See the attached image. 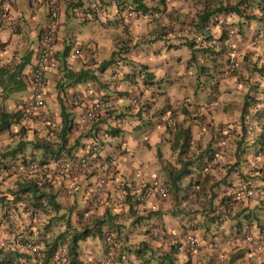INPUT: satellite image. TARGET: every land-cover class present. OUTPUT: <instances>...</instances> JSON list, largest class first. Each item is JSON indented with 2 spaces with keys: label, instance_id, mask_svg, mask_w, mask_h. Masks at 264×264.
I'll use <instances>...</instances> for the list:
<instances>
[{
  "label": "crops",
  "instance_id": "1",
  "mask_svg": "<svg viewBox=\"0 0 264 264\" xmlns=\"http://www.w3.org/2000/svg\"><path fill=\"white\" fill-rule=\"evenodd\" d=\"M72 1L74 0H58L60 19L53 46L54 55L51 59L50 67L46 72L47 95L45 110L50 113V117L46 121L32 119L23 123H14L0 131V153L1 151L9 150L15 145H25V152L32 151L36 154L41 153L42 155H47V152H42L43 146H41V143L44 139H48L51 148H53L55 142H57L58 137L56 135L62 125L60 105L63 103L65 111L71 114L73 122L77 121L84 111L87 99L81 97L78 101H74V94L77 90L82 89V87L87 84H96L99 87V90L103 93V89L100 87V82H103L107 85L106 88H111L110 90H114L117 93L120 102L119 107L115 108L118 112H115L117 118L113 122L116 123V121L123 118V125L126 128L125 131H120L119 136L112 137V144L113 139L118 141V138H120L126 141V148L128 149L127 153L121 154L119 157L118 171L115 177L124 180L126 179L134 184H137L140 181L143 174L147 176L146 178L153 179L160 174L159 171L161 167V164L157 161V156L155 157L154 151L157 142L160 141L164 132L161 117H157L159 121L155 124L149 121L147 128L144 129V139H142V143H140L137 135H132L136 132V129L140 128L139 122L141 117L136 111V109L139 108L131 104H126V102L130 100L128 97L129 87L137 84L143 86L144 84H140V79L143 80V76H147L148 72L145 74L142 73L140 78L133 75H129L128 77L124 76V80H122V83L119 84L118 88H114L111 83L108 84L107 77L109 74L106 72H102L103 77L101 80L98 79L97 75L96 78L81 83H73L70 77L64 76V71L62 70L64 66L62 65L61 58L66 40L62 39L60 29L67 21V14L69 13L71 16L70 7L74 5L72 4ZM30 5V0H12L8 9L5 11L2 22L0 23V66L7 63L18 62L23 56L30 54V62L24 66L22 72V78L25 82H27L28 74L31 71L32 57L37 50V41L40 37L41 28L45 25L47 20L45 4L43 5L41 3L36 10H32ZM68 6L70 7L68 8ZM108 8L98 14L100 15L99 19L101 21L105 20L111 22L121 15L115 12L114 7L109 6ZM9 23L13 24V30L8 28L7 25ZM109 24L110 23H106L103 26H109ZM111 46L112 49H114L113 43L108 44L109 52ZM70 58H72L70 61L67 62L66 60V67L69 69H86V71L92 72V69L96 67L95 61L97 60L86 62L87 57L84 54L81 56L71 55ZM154 71L155 74L160 72V80L171 79V77L166 76V73L159 71V68ZM174 72L172 73L174 74ZM183 72L184 71L178 70L177 73L174 74V78H172V83H170L167 88H160L161 91L166 93L156 96V93H160V89H155V99H151L150 101H156L159 106L164 105L163 98L167 95V97H169L167 103L174 104V101L183 102L184 100L181 99V97H178V94H183L185 89L187 93H189L188 79L186 78L187 82L182 86L179 85L178 88L175 85V81L179 77L178 73ZM148 92V90L143 88V97L141 99L146 97L144 95L148 94ZM21 93L22 91L13 94L7 97L6 100L0 98V106L4 104L5 110L10 112L14 111L15 99ZM123 97H126L127 99L121 102ZM149 107H154V103L145 108L147 112L139 109L141 116L144 115L149 119L152 117L148 112ZM168 108L170 107H165V112L167 113H169ZM133 109H135V115H132L131 118L123 117L124 113H130ZM154 110L157 111L156 109ZM110 120L111 118L108 117L102 119L100 123L94 125L92 132L98 131L104 133L103 130L106 126L113 124ZM90 133V127L86 128L79 126L72 128L65 141L66 148H70L72 151L82 148L89 140L88 136ZM112 144L105 147V152H109L113 148ZM141 144L146 145V151H141L139 157L143 160L147 158L150 162H153V168L151 171L146 168V164H142V160H139L138 154L135 153V148L138 149L143 147ZM176 153L177 148L174 149V156ZM141 154H144L145 157L143 158ZM9 157L10 156H7L5 159H8ZM205 158L206 157L203 158L202 162ZM223 160L224 159L222 158L221 164H223ZM223 169L226 170V167ZM214 172L216 173V171ZM92 173L93 169L88 171L85 179L81 180V177L79 178L80 186L83 187L84 184L93 177ZM229 173L232 174L233 171H230ZM223 175L224 173H222L221 176L223 177ZM219 177L220 174H217V177L215 176L216 179ZM231 177L235 178V175ZM216 179H210L205 187ZM206 190L208 191L209 187ZM215 195L217 197L214 198L213 201L217 204L211 205L209 192L202 195L191 193L187 198L179 199L181 200L178 204L180 211H178L177 208H174L175 211L177 210V213H174V215L172 214V211L175 204L166 202L170 204L166 205L164 202L157 200L156 197L151 198V201L146 204L135 205L132 208V211H135V213L128 211V214L131 215V218L139 217V220L136 223L117 225L115 228H110L118 240V249L116 252L117 260L115 261V264H168L167 261L169 262V260H172V264H217L218 259L216 254H221L219 248L220 251L223 252L222 255L230 259L231 263L227 264H264V252H255L253 250L252 252H246L244 250L246 249V242L249 234L264 235V228H261L262 231L260 229V225H264V215H260L261 218L259 222L256 218L253 217L255 220L252 218L253 212L258 210V207L255 204L256 201L254 199L248 200L247 198L235 200L228 195V191L226 192L222 189L216 191ZM152 202L158 204L157 206L160 209V213L149 214L151 213L149 212V205ZM118 210L123 211L124 208ZM213 214H218V216L211 220L209 228L206 229L201 221L204 219L205 215L211 216ZM9 216L10 215L8 214L7 217ZM145 219L159 221L160 225H163L165 235L168 236L157 239L146 233L141 229V223ZM181 223L186 226L183 228L180 227ZM16 224L19 225V222L16 221ZM191 224L194 225L191 227ZM218 224L221 225L220 229L217 228ZM108 226L109 225H104V228L107 229ZM190 231L197 233L199 237L196 252L192 255H188L176 251L175 246L173 251L169 237L172 238V236L176 235L183 237L186 235L185 233ZM213 234L215 235L213 236ZM210 239H217L216 241L219 242L218 249L209 248L210 246L208 248L202 246V242L207 243ZM84 242H86V240H84ZM80 252H87L83 258L79 256L81 260H84L82 264H86L90 255L103 254L104 249L102 240L99 239L98 241L95 237L90 243H84V245L80 244Z\"/></svg>",
  "mask_w": 264,
  "mask_h": 264
},
{
  "label": "trees",
  "instance_id": "2",
  "mask_svg": "<svg viewBox=\"0 0 264 264\" xmlns=\"http://www.w3.org/2000/svg\"><path fill=\"white\" fill-rule=\"evenodd\" d=\"M98 1H105V6L109 7L110 1L112 0ZM204 2L206 4V7H204L202 12L196 13L197 26L195 29L196 31L198 29L202 30V32L200 31V34L201 37L205 39H210L213 36H216L220 40V45H218L219 48L218 50H216V48L203 46L195 51H192V53L187 55L184 59L186 71H184L183 73H178L179 77L177 78V80H179L180 82L179 85L182 86L187 82V80L181 78H184V75L188 76L189 80L193 82L195 93H204L202 94V96L207 100L221 99L220 101H224L223 95L224 91L226 90L220 91V87L225 82H228L229 80L232 81L233 78H238V82L243 83L245 81L246 83H248V86L254 91L246 92L243 96V105L241 107L238 119L242 124L240 126V135L242 137H245L249 133L251 134L253 141L250 147H245L244 149L240 148L237 151V154H239L240 151H246L249 148L253 149L252 152L256 150H261L262 152H264V57H261V55L259 58H257V56L253 57L250 50H246L244 52L240 51L239 54L236 55V59L233 60V66H230V62L228 60L230 57H226V43L229 38L234 35V37L231 38L232 43L237 45H240V43L246 44L243 31L244 29H251L252 25L256 26L257 33L263 34L262 38L259 39V45H262V47L264 48V0H237L233 3L217 1L213 4H209L208 0H204ZM81 3L82 0L72 1L74 7L79 6ZM134 3H136L144 13L150 10L145 5V0H115L113 6H115L114 9L116 10V13L122 14L125 9H130L131 5H134ZM106 9L107 8H105L104 10ZM192 20H195V18H193ZM225 22L227 24V27L225 25ZM111 23H114V21H111ZM210 27L214 28L215 33L211 31ZM231 31L233 32V34L230 35ZM187 32L190 33L192 32V30H188ZM40 38L41 37H39V39ZM181 40L182 43L180 45L185 44L190 48H194L197 42L188 35H183ZM41 45L42 43H39L38 40L37 50L39 49V46L41 47ZM51 46H54V42H52ZM128 49V47H125L124 50L116 49V51H114V49L111 53L110 58L106 60L105 65H112L113 71H115V69L121 68V64L123 63L121 59L124 58L122 54H125L124 52ZM51 50L53 49L50 48V51ZM79 50L80 46H77L72 53L76 56L77 51ZM67 53L68 46L64 45L62 52L63 55L61 58L63 66L66 63L65 58L67 57ZM202 53L205 56H203ZM198 54H201V59L200 57H198ZM29 55L27 54L26 56H23L18 62L7 63L0 66V98L2 100H6L7 97L26 90L27 82H25V80L22 78V72L24 66L30 62ZM189 65L192 66V75H188L187 73ZM69 72L71 76L75 77L74 80L81 79L82 77V80L86 79L84 74L80 71ZM176 73L177 70L175 69V74ZM256 75L259 77L258 79H254V76ZM90 76L92 78L96 77L95 74H92ZM154 76H156L155 71L152 70L145 77V80L152 84L151 86L154 85L153 83L155 81H160V79L158 78L154 80ZM172 81V78H168L167 80V82L170 83H172ZM160 86L161 85L158 86V89L161 88ZM163 93L166 92H163L160 89V93L156 94L159 96ZM219 93H222V95L218 96ZM156 94L149 90L148 94L144 95L146 97L141 99L143 97V90L138 91L137 102L134 106L138 107L140 110H144L146 107L150 106L153 103L150 100H154L155 97L153 96ZM168 100L169 97L165 95L163 98L164 105H161L159 112L164 113L165 107L169 106L170 108H168V110L174 120H176V122L173 127H166V131L163 132L160 141L156 144L157 161L161 164L159 171L160 174L159 177H156V179L163 183L165 188H168L167 191L169 193L170 191H173V197L175 200L173 204H175V206H173L172 214L174 215V213H177V210L175 211L174 208H177L178 211H180V207L178 206L179 199L187 198L191 193L201 195L207 193L206 189L208 188V186H205L211 179L212 175L206 173L202 175V173L199 172V167L204 156L210 155V153H214L212 151V148H214V146L213 140L211 139L212 137H210L204 145L199 144V140L196 139L195 142L199 145L198 150H194L193 146L195 144L191 145L189 141V129L183 126V117L181 116V114L189 110L188 107L189 103L191 102L189 100L183 102L174 101L173 104L167 103ZM177 107L181 109V114H177ZM139 109H136L138 113L140 112ZM134 110L135 109H133V111H131L130 113H124L123 117L131 118L132 115H135ZM61 111L63 113V118L62 127L58 130L56 135L58 137V140L56 142L58 146L57 149H52L51 147L46 148L47 144L44 143V152L49 153L50 156H53L55 158H57L65 150V141L67 140V134L72 128L70 119L63 112V107ZM17 119V112H8L2 108L0 110V130L5 128L6 126H9L11 122L17 121ZM250 125H252L251 128L249 127ZM119 130L120 129L115 126L111 128L110 132L117 134ZM239 143L240 142H237V146ZM218 144H220V142H217V148H219ZM161 146H166L167 148H169V155H164V153L161 151ZM175 148H177V154L174 158ZM127 151L128 150H125L123 154L127 153ZM23 152L24 151L22 150V145H15L10 148V150H7V154H16L17 158H21V160L24 161L28 158ZM67 152L70 151L68 150ZM20 153L23 155H21ZM237 163L238 161L236 162V164ZM261 169L262 166L260 167V170ZM226 174H228V172ZM225 176L227 175H224L223 177ZM32 177L33 176L26 177L18 183L16 189L11 191V193L13 194L12 204L15 207L28 209L31 213L37 212L39 210H47V206L55 212L59 211L61 203L56 200V194L50 190L51 187H46L45 183H41L39 180H36ZM222 181H225V178H223ZM145 183L148 184L143 185ZM149 183H151V181H149V179L144 176L138 187L141 188V190L139 191V196L135 195V191H137V185L134 186V184H128L124 187V191L126 193L125 202L129 206L128 211H132V208L137 204L139 205L145 203V198L147 199L149 197V194H147ZM212 185L214 186V184ZM209 189L211 188L209 187ZM214 194L215 193H213V195ZM157 197V200H165V197H159V194L157 195ZM210 204L213 205L212 197L210 200ZM109 209L110 206H107L105 212L101 215L91 216L89 220H92V222H89L90 224H88V221L86 220V224L81 223L80 225H74V223L71 222L70 218L68 217V215H66L65 212H63L61 215H54L55 220L66 217V222H63V229L59 230L54 239L44 243V250L42 255L43 263L55 264L53 262V258L56 251L60 252L62 257L59 264L82 263L78 258V255L80 253V243L82 242V240H86L87 237L91 234L93 235V237H97L98 239L102 240L104 249L108 250V246L110 244L104 242V225H109L108 228H115L117 225H121V223L117 221L118 214L111 213ZM133 212L135 213V211H132V213ZM149 212H151L149 214H157L160 213V209H151ZM253 217L256 218L258 222L260 221L257 210L256 212H253L252 218ZM214 218L215 216L205 215L204 219L201 222L203 226L208 229L209 223H211V220H213ZM138 220L139 217L132 218V224L136 223ZM142 224L152 226L159 225L160 223L157 220L152 221V219H145ZM193 225L194 224H191V227ZM160 226L163 228V225ZM185 226V224H180V227L182 228ZM260 228H262L261 225ZM6 253L7 254L0 257V264H18L17 258H19L20 256L18 253L11 251H8ZM168 264H172V261L170 260Z\"/></svg>",
  "mask_w": 264,
  "mask_h": 264
},
{
  "label": "clouds",
  "instance_id": "3",
  "mask_svg": "<svg viewBox=\"0 0 264 264\" xmlns=\"http://www.w3.org/2000/svg\"><path fill=\"white\" fill-rule=\"evenodd\" d=\"M3 1L4 0H0V5L3 3ZM96 1H98V0H96ZM145 1H146L145 5L148 7V9H150L149 11H151L152 9H154L155 4H158L159 1H164V0H145ZM11 2H12V0H9V2L5 5L4 9L0 13V23L2 22L5 11L8 9ZM30 2H31L30 6H31L32 10H36L41 5V3L43 5L45 4L44 6H45V9L47 12V20H46L45 25H43V27L41 28L40 37H42L45 26L49 23V20H50V15H49V12H48L47 6H46V0H39L37 5L34 4V0H30ZM56 2H57L58 16L56 17V19L54 21V37H53L52 42H55L56 31H57L58 22L60 19V8H59L58 0H56ZM105 5H106L105 1L104 2L98 1V7L96 8V7L92 6L90 0H82V3L79 6H77V15L84 20L87 19L88 16H92V17L96 18L97 20H99L102 25H104V24L108 23V21H105V20L101 21L99 19L100 15H98V14L103 12L105 8H108ZM110 6L115 7V6H113L112 1H110ZM69 7L70 6H68V8ZM132 7H135L140 12L135 14V15H130L128 13L129 9H125L123 11V13L120 16H118V18L113 20L114 23L116 22L117 19H123L124 22L129 26V23H131L132 20L138 19V17H143L147 13V12L144 13L142 11V9L137 6L136 3H134V5H131V8ZM73 8H74V5L70 7L71 15H74ZM69 16H70V14H69ZM4 24H6V23H4ZM110 24H111V22H110ZM7 26L10 30L14 29V26L11 23H9ZM169 28H172V27H169ZM249 30H250V32H252V35L250 38V43L256 44L257 42H259V39L262 38L263 34L257 33L255 25H252L251 29L249 28ZM173 32L174 31H167L168 36H170V37H167L169 39H164V37L157 36L153 41H149V38H148V39H144L142 41L141 40L137 41V44H139L141 42H148L149 43L148 50H153V51H158L164 46H166L167 48L170 46L171 47L174 46V48L179 49L181 47L180 44L182 43V40L181 39H179V41L174 40V35H170ZM231 34H233L232 31L230 32V35ZM235 34H237V33H235ZM232 37H234V35H232L226 43L227 44V46H226V49H227L226 50V57H230L228 59L230 62V66H233V60L236 59V55H238L240 52V50L237 47V44H234L231 42ZM40 42H41V38L39 39V43ZM178 45H180V46H178ZM218 45H220V40L216 36H213L210 39H205V38L201 37V35H200V37L198 38V41L195 44V47L190 48L191 51L189 53L185 54V58L187 55L192 53V51H195V50L199 49L200 47L209 46L212 48H216V50H218V48H219ZM38 48H40V46ZM51 48L53 50L50 51L48 63L42 72V85H43V94L41 95L42 103L40 105H35L36 96H34L35 92L33 90V85H32V81H31L33 78V71L35 69L34 66H36V64H35L36 60L35 59H36L37 52L39 50L38 49V50H36V53L32 57L31 71L28 74V80H27V88H26L25 92L22 91V93L19 96H17V98L15 99V110L11 111V112H17L18 119H17V121L11 122V124L23 123V122H26V121H29L32 119H36L39 121H46L50 117V113L47 110H45V107H46V95H47L46 72L48 71V69L50 67L51 59H52L53 53H54L53 46H51ZM114 48H115V46H114ZM131 49H133V52H135L134 47H132ZM88 50L89 49H87L86 52H84V55L87 57L86 62H89L90 60H95L94 58L86 55ZM113 50L114 49H111L110 52ZM81 55H83V53H81L79 50V52H77L76 56H81ZM200 55L201 54H198V57H200ZM176 58L181 59V56H176ZM146 67H147V69H146ZM148 69H150V70H148ZM62 70L64 71V76L70 77L72 79L73 83H76V82L81 83V82H85V81L93 79L90 76L92 74L90 72L86 71V69L72 70V69L67 68L66 65H64ZM152 70H154V69L150 68L149 64L143 65L142 67H133V68L129 69L127 64H125L123 62L121 64V68L115 69L116 72L112 71V73L108 75L107 82L108 83L110 82L114 88H118L119 84L122 83V80H124V78H123L124 76L128 77L129 75H133L137 78H140L142 73L143 74H145L147 72L149 73ZM176 70L178 71L177 68H176ZM191 70H192V66L189 65V67L187 69L188 75H192ZM69 71H74V72L80 71L84 74L86 79L82 80V78H83L82 77L81 79L74 80L75 77L71 76ZM141 71H143V72H141ZM174 74H175V72H174ZM96 77H97V75H96ZM145 77L146 76L144 75L143 80L140 79V81H141L140 84H144L143 86L137 84V85H131L129 87L128 97L130 99L129 101H130L131 105H135V103L137 102L138 91L143 90V88L148 90V91L149 90L152 92L155 91V88L153 86H151L152 84L150 82L145 80ZM183 77L185 79L186 78L188 79L189 90L191 89V91L194 93V96H201L202 98L200 100H197V98L196 99L194 98L193 100H191L189 98V94H185V98L183 100L184 101L189 100L191 102V103H189V107H188L189 110L184 112L183 114H181V112H179V114H181V116L183 117V115L185 113L189 114L190 112H194L196 110L200 111V113H202V112L204 113L207 110H211L214 107V102L216 100H207V99H204L202 94H199L198 92L195 93L193 82H191L189 80L188 76H183ZM160 78L161 77H159V79ZM93 91L98 92L99 94H101L103 96H110L108 94L102 93L96 84H87V85L83 86L82 89L77 90L76 93L74 94V98H73L74 101H78L81 97L87 99L86 105L84 107V111H83L81 117L77 121L73 122V118H72L71 114L68 113L67 111H65V109L63 111L67 115V117L70 119V122L72 124V128L79 127V126L86 127V128L90 127L91 133L88 136L89 140L85 143V145L82 148L72 151V150H70V148L68 149L65 147V150L57 158H55L53 156H50L49 153L47 155L46 154L42 155L41 153L36 154L32 151L25 152L26 147H25V145H22V150H24L23 153H25V155L27 156L28 159L23 161V160H21V158H17L16 154H7V150L1 151L0 162L2 161V163L0 165V168L5 172L8 171V172L14 173L15 175L17 174V175L25 177V178L30 177V176H34L35 173H37V172H41L42 174H45L42 176H44L45 179L49 183H51V184L53 183V186L56 184L55 190H57V191L55 192L53 190L54 191L53 193L56 194V200L61 203L60 210H62V212L58 213L60 211L59 210V211H56L57 212L56 213L54 210H51L52 211L51 215H52L53 219H54V215H61L63 212H65L66 215H68V217H69L70 213H72V215H75L74 220H72L69 217L72 223H74V221H76V222L79 221V224H81V223L86 224V222L88 221V224H90L89 222H92V220H89L91 218V216L101 215L102 213L105 212L106 207L110 206V209H109L110 212L111 213H117L118 214V220L117 221L120 222L121 225H123L122 223H124L125 220H122V219L126 215H128L127 212L129 209V206L125 202L126 193L124 191V187L128 184H134V183H132L126 179L124 180L122 178H116L115 177L116 173L118 171L119 157L121 154H123V152L125 150H128V149L126 148L127 147L126 141H124L120 138H118L119 139L118 141L113 139V144L111 142H112V137L119 136L120 131L121 130L125 131L126 128L123 125L124 124L123 118H121L119 121H116V123L113 122L117 118V114H115V112H118L117 109L115 110V108L119 107V103H120L117 95L116 96H110L114 99V104L110 108L106 109L104 112L97 114L96 117L91 121L87 122L85 120V114L87 112V108L89 106V102L91 99L90 93ZM154 94H155V92H154ZM63 105H64L63 103L60 105L61 106L60 111L62 110V107L64 108ZM226 107H227V104L225 105V108ZM2 108L4 109V104L0 106V110ZM5 111H7V110H5ZM143 111L147 112L145 109ZM157 111H158L159 117H161V123H162L164 131H166V127L171 128L174 126L176 120H174V118L171 116L170 112L167 113L164 110V113H160L159 110H157ZM8 112H10V111H8ZM24 112H25V114H24ZM107 117L111 118L110 121H112L113 124H109L108 126H106V128L103 130L104 133H102V132L100 133L98 131L92 132L94 125L100 123L102 119L107 118ZM152 117H154V114L152 115ZM182 117H180V118H182ZM62 118H63V113L61 111V124H62ZM176 118H177V116H176ZM169 119H171L170 125L167 123V120H169ZM139 125L141 128L142 124L139 123ZM115 126L120 129L117 134L110 132L111 128L115 127ZM7 127L8 126L1 129L0 131L6 129ZM61 127H62V125H61ZM249 127L251 128L252 125H250ZM146 128H147V125H145L144 129H146ZM68 134H69V132H68ZM68 134H67V138H68ZM44 143L47 144L46 148L51 147V144L48 142V139H44L43 142L41 143V146H43L42 152L46 153V152H44L45 151ZM110 144L113 145V148L109 152H105V147H107ZM65 146H66V144H65ZM57 147L58 146L55 142L54 147L52 149H57ZM156 149H157V146H156ZM156 149L154 150L155 151V157H156V152H157ZM162 149H163V147L161 146V151H162ZM68 150L70 152H67ZM258 152H260V157L258 159H255V155ZM30 154H32V155H30ZM87 154L90 155V158H89L87 165L83 169L79 170L78 172H74V169L71 166V161H76L80 157H83ZM21 155H23V154H21ZM7 156H10V157L8 159H5ZM204 157H206V158L203 162H202L203 159L201 160V164L199 167V172H201L202 175H204L205 173L212 175V174H214L213 171L216 170L217 168L220 169L224 173V175H227L225 177H221V178H217V179L215 178V174H214V176L212 175V177H211V179H216V180L211 182L208 185V187H210L211 189H209L207 192L210 193V196L212 197L213 204H217L213 201V199L217 197L215 194L213 195V193H215L216 191H220L221 189L223 191H226V192L228 191V195L230 197L234 198L235 200L246 199V198L249 200V199H255V198L258 199V197H264V194L263 195L255 194L253 196L237 197L233 193V190L240 183H242L246 177L251 176L259 184L264 185V181L258 179V177L256 176L261 171L260 170V161L264 157V152H262L261 150H256V151L252 152V155L250 157L251 164L248 167V170H247L248 172H245L243 174H241V172H244V171H239V169H236V168H238L235 166L237 161L235 162V165L232 163H226L225 165L221 164L222 159H220L219 153H215V152L210 153V155H206ZM213 157L216 158L215 162L212 164H209L208 161ZM31 161H36L37 166L35 168H31L30 170H27L26 172H21V170H20L21 163H29ZM65 164H67V165L64 166ZM104 166L106 168H104ZM205 166H206V168L204 169ZM225 167H226V170H222ZM48 169H51L55 173V175L52 176L49 173H47ZM91 169H93V173H92L93 177L91 179H89L84 184L83 187L80 186L79 178L81 177V180L85 179L86 174ZM230 171H233V173L230 174L229 173ZM227 172H228V174H226ZM120 175H123V174H120ZM234 175H235V178H232L231 176H234ZM144 176H146V175L143 174L140 181L137 184H134V186L137 185V191H135L136 196H139V191L141 190V188H138V187H139L140 182L143 180ZM156 177H159V174L157 176H155L153 179L148 178L149 181H151V183H149V187H148V189H150V191L148 192V190H147L149 197L147 199L145 198V201H144L145 203H143V204H146L149 201H151V198H153V197H156V199H158L157 195L159 194L158 191L160 188H164L165 192H166L165 200L162 202H166V200H168V198L170 197V193L167 191L168 188H165L164 184L161 183L159 180H157ZM223 178H225V181H222ZM100 179H103V187H104L103 191L104 192L102 194L101 200L99 202H97L96 204H93V201L91 200V193L93 192V189L95 188V186L97 185V183ZM147 184L148 183H145L143 185H147ZM212 184H214V186ZM17 186H18V184L14 188H17ZM14 188L10 187V191H9L10 194H8V196L5 197V199L3 197H0V205H2V202H3L2 207L0 206V253H2L3 256L5 254H7L6 252H8V251L18 253L20 255L19 258H17L18 264H44L43 260H42L44 243L54 239L59 231H57V233H55V235H51L48 232H45L44 230H42V227H40V225H39L41 223L37 224V222H40L37 220L38 211L31 213L28 209H24L28 212L29 216L27 218L22 217L20 214V209L22 207H15L12 204L13 194L11 193V191L14 190ZM60 192H61V194H59ZM58 196H60V197H58ZM159 197H161V196L159 195ZM1 199H3V200H1ZM6 199H8L9 201H6ZM159 201H161V200H159ZM7 202H9V205L5 206L7 204ZM171 203H173V202H171ZM255 204L257 205L258 203H255ZM157 205L158 204L156 202L150 203L149 211L151 209H157L158 208ZM47 208H49V207L47 206ZM122 208H124L123 211L118 210V209H122ZM216 208H217V205H216ZM8 214L10 215L9 217H7ZM218 214L217 215L213 214L212 216L217 217ZM14 217L16 219H14ZM16 221L19 222V225L16 224ZM55 221L56 222L58 221L59 225H63V222H66V217L56 219ZM47 223H48V221H46L43 224L44 225H50V223L49 224H47ZM74 225H72V226H74ZM220 227H221V225L218 224L217 228L220 229ZM261 227L264 228V225H262ZM151 228L157 230L158 235H154ZM61 229H63V228L61 227ZM141 229L144 230L146 233L150 234L152 237L157 238V239L165 238L166 236H168V235H165V231L160 226V224L147 226V225H144L141 223ZM261 231H262V229H261ZM185 234L186 235H184L183 237H180L178 235L172 236V238L169 237L170 243L173 247L172 248L173 251H174V246H175L176 251H179V252H182V253H185L188 255H192L196 252V250L198 248L199 237H198L197 233H195L193 231L187 232ZM190 234L194 235L197 238V242H196V246H195L194 250L193 251H185V250L179 249L178 248L179 243L181 241H183L184 238ZM106 235H111V237L113 238V242H115V243H113V244H115V250L113 252V264H115V261L117 260L116 252L118 249V240H117L115 234L108 227H107V229H105V236ZM214 235L215 234H213V236ZM105 236H104V242H106ZM252 239H264V235L263 234L257 235V234H253V233L249 234L248 238H247V242H246V244H247L246 249H244V250L247 252H250L251 250H253L255 252H264V249L259 251L252 245V243H251ZM174 240H176V241H174ZM216 240L211 239V241H212L211 245L213 246V249L219 248L218 247L219 242ZM82 241H84V240H82ZM28 242L32 243L35 246V249L28 246ZM82 245H84V244H82ZM103 249H104V246H103ZM219 252L221 253L220 248H219ZM85 253H87V252H84V253L80 252L78 255V258H79V256L81 258H83L86 255ZM106 253H107V249H104V252L101 255H90L86 261V264H92L93 259L101 257V256L105 255ZM216 257L218 259L217 264L231 263L230 259L227 257H224L222 254H216ZM225 258L227 261L225 260ZM61 259H62L61 253L56 251L54 258H53V262L55 264H59ZM81 262H84V260H81Z\"/></svg>",
  "mask_w": 264,
  "mask_h": 264
},
{
  "label": "rangeland",
  "instance_id": "4",
  "mask_svg": "<svg viewBox=\"0 0 264 264\" xmlns=\"http://www.w3.org/2000/svg\"><path fill=\"white\" fill-rule=\"evenodd\" d=\"M217 1H225V2H235L237 0H208L209 4L216 3ZM204 7H206V4L204 0H164L159 1L158 4H155L154 9L151 11H147L146 15L143 17H138V19H134L129 23V26L124 22L123 19H117L114 24H109V26H103L99 20L92 16H88L87 19H82L77 15V7L73 8L74 15H71L70 17L67 14V21L65 24H63L62 28L60 29V33L62 35V39H65V45L68 46V53L65 60L70 61L72 58L71 55H74L72 52H74L75 47L80 46V52L84 54L87 49L88 52L86 55L89 57L94 58L96 67L92 69L91 74L98 75V79L101 80L103 77L102 72H106L107 74H111L113 71L112 65H105V62L107 59L110 58L111 52L108 51V44L114 43L115 50L116 49L124 50L125 47H128L129 49L125 51V54H122L124 56L123 59H121L123 62L125 61V64L129 67V69L133 67H142L143 64H149L150 68L157 69L159 68V71H162V73H166L168 77L174 78V69L178 67L179 71H186L184 67V58L185 54L189 53L191 51L190 47L183 44L179 49L174 48V46L170 47H162L158 51L148 50L149 43L148 42H141L137 44V41H142L144 39H148L149 41H153L157 36L164 37V39H169L167 37V31H174L170 35H174V40L182 39L183 35L191 36L192 39L195 41H198V38L200 37V31L202 30L198 29L196 31L197 26V20H196V13L202 12ZM65 8V7H64ZM195 18V20H192ZM126 20V19H125ZM112 25V26H111ZM225 25L227 27V24L225 22ZM172 27V28H169ZM211 31L215 33L214 28L210 27ZM191 31L188 33L187 31ZM220 30V27H219ZM203 34V33H202ZM239 34V33H237ZM243 34L245 35V41L246 44L237 45L238 49L242 52L246 50L251 51V55L253 57L259 58L264 57V48L262 45H259V42L256 44L250 43V38L252 35V32H250L249 29H244ZM35 35V34H34ZM64 36V37H63ZM135 48V52H133V49L131 47ZM152 46V45H151ZM150 46V47H151ZM112 49V46H111ZM203 56H205L202 53ZM176 56H181V59L176 58ZM202 56H200L201 59ZM263 59V58H262ZM65 63V65L67 64ZM67 66V65H66ZM147 69V67H146ZM106 70V71H105ZM144 71V70H143ZM141 71V72H143ZM100 72V73H99ZM190 72V71H189ZM242 72V69H241ZM159 73H156L154 76V80L156 78L159 79ZM259 77L256 75L254 76V79H258ZM168 79H161L160 81H155L154 88L158 89V86L167 88L169 86L170 82H167ZM238 78H233L232 81L225 82L221 87L220 91H224V101L216 100L214 102V107L211 110H207L204 113H200V111L196 110L194 112H190L189 114H184V118H182V123L185 128L189 129V141L191 145H194V150H198V145H204L206 144V141L212 137L213 140V146L212 151L215 153H219L220 159L223 160V164L226 163H232L235 165V162L238 161V163L235 165L238 167L241 174L248 172V167L251 164V155L252 150L251 148L247 149L246 151H240L239 154H237V151L245 147H250L252 144V137L251 134H247L245 137H242L240 135V126L242 125L241 122L238 119V116L241 111V107L243 105V96L246 92H252L254 91L252 88L248 86V83L245 81L243 83L237 81ZM110 83V82H109ZM108 83V84H109ZM179 80L176 79L175 85L178 88L179 87ZM107 85H105L103 82H100V87L103 89V93L108 94L110 96H116L117 93L114 90H110L111 88H106ZM183 94H178V97H181V99L185 98V94H189V98L193 100L194 98L197 100H200L201 96H194V93L189 90L190 92L187 93L186 89ZM204 94V93H202ZM222 95V93H219L218 96ZM155 96V95H154ZM153 96V97H154ZM158 96V95H157ZM126 97H123L121 99V102L126 100ZM156 101H153L154 107H149V115H153L154 117H151L150 119L145 117L144 115L141 116L140 113L139 116L141 117L140 122L142 124L141 128L136 129V132L132 135H137L139 142L142 143V139H144V128L145 125H148L149 121H151L153 124L157 123L159 119L158 111L161 106L157 105L158 103ZM194 103V102H193ZM126 104H130L129 101L126 102ZM227 104V107L225 108V105ZM180 105V104H177ZM154 110V111H153ZM177 114L181 112V109L177 107ZM146 118V119H145ZM181 122V120H180ZM199 140V144L195 142V140ZM192 140V142H191ZM217 142H220L218 144L217 148ZM237 142H240L237 146ZM141 148L136 149L135 153L140 154L141 151H146V145L141 144ZM162 152L164 155H169L170 150L166 146H162ZM239 147V148H238ZM177 154V153H176ZM141 156L144 158L145 155L141 154ZM176 156V155H175ZM174 156V157H175ZM139 160H142V164H146V168L151 171L153 168L152 163L149 159H141L138 156ZM222 161V160H221ZM2 161L0 162L1 165ZM156 165V164H155ZM262 166V169L259 174L256 176L258 179L264 181V157L260 161V167ZM224 170V169H222ZM216 171V173L214 172ZM213 173L217 177V174H220V177H222V171L220 169L214 170ZM219 171V172H218ZM47 173L54 176L55 173L48 169ZM142 173V172H141ZM140 174V173H139ZM214 174H212L214 176ZM45 174H42L41 172L35 173V175L32 177L36 180H39L41 183H45L46 187L50 186L52 192H56V184L53 186V183H49L44 176ZM219 177V178H220ZM25 179V177L15 175L14 173L3 171L0 168V197L8 196L10 187L14 188L18 184V182ZM16 189V188H14ZM54 190V191H53ZM61 194V192L59 193ZM174 193L173 191H170V197L166 202H173L174 203ZM60 197V196H58ZM3 200V199H1ZM256 201L257 207H258V215H264V197H258L254 199ZM6 201H9L6 199ZM164 202L166 205H170L169 203ZM181 202V200H179ZM3 205V202H2ZM2 205H0L2 207ZM9 202L5 206H8ZM64 205V204H63ZM51 209L47 208V210H40L37 213V220L40 222H37V224L42 227V230L45 232H48L51 235H55L57 231L63 227V225H59L58 221L56 222L51 215ZM62 210H60L58 213H61ZM57 213V212H56ZM20 214L22 217L27 218L29 216L28 212L24 210L23 208L20 209ZM131 215L128 214L125 216L122 220H125L123 225H129L132 224V218ZM69 217L74 220L75 215H72L70 213ZM129 217V218H128ZM128 218V219H127ZM261 218V217H260ZM14 219H16L14 217ZM127 219V220H126ZM254 219V218H253ZM255 220V219H254ZM48 221L47 224L50 223V225H44ZM75 225H80L79 221H74ZM53 238V237H52ZM95 237L93 235H89L86 239V242L82 241L80 244L84 243H90V241H93ZM96 240L99 241V239L96 237ZM211 239L205 243L202 242V246L208 248H212L211 245ZM247 245V244H246ZM148 251V250H147ZM247 252V251H246ZM252 252V250L250 251ZM150 253V251H149ZM221 254L223 252L221 251ZM209 255V254H208ZM2 256V253H0V257ZM151 258V257H150ZM226 260V258H225ZM227 261V260H226ZM168 262V261H167Z\"/></svg>",
  "mask_w": 264,
  "mask_h": 264
},
{
  "label": "built area",
  "instance_id": "5",
  "mask_svg": "<svg viewBox=\"0 0 264 264\" xmlns=\"http://www.w3.org/2000/svg\"><path fill=\"white\" fill-rule=\"evenodd\" d=\"M115 0H112V3H114ZM9 2V0H4L3 3L0 5V13L4 9L5 5ZM39 0H34V4L37 5ZM92 6L98 7V1L96 0H90ZM46 6L47 10L50 15L49 23L45 26L44 32L41 37V47L39 48L37 55H36V66L33 71V78H32V85L33 90L35 92L36 100L35 105H40L42 103L41 95L43 94V85H42V72L45 69L49 54H50V48L52 45V40L54 37V21L56 17L58 16L57 11V2L56 0H46ZM140 11L136 9L135 7H132L129 9L128 13L130 15H135L139 13ZM79 52V51H77ZM91 99L89 102V106L87 108V112L85 114V120L91 121L93 120L97 114L104 112L106 109L110 108L114 104V99L110 96H103L99 94L98 92H91L90 93ZM34 105V106H35ZM25 114V112H24ZM27 114V113H26ZM167 123L170 125L171 119L167 120ZM260 157V152H258L255 155V159H258ZM90 155H85L83 157H80L76 161H71V166L74 169V172H78L79 170L83 169L88 161H89ZM216 160L215 157L211 158L208 163L212 164ZM65 164L64 166H66ZM37 166L36 161H31L29 163H21L20 170L21 172H26L27 170H30L31 168H35ZM70 167V166H69ZM71 168V169H72ZM104 168H106L104 166ZM206 166L204 167V169ZM72 169V170H73ZM104 187H103V179H100L93 189V192L91 193V200L93 201V204H96L99 202L102 198V194ZM69 191V190H68ZM150 189H148V192ZM147 192V194H148ZM160 196L166 197V192L164 188H160L158 191ZM233 193L237 197L242 196H253L255 194H264V185L259 184L253 177H246L242 183H240L234 190ZM146 197V196H145ZM154 207V206H153ZM154 235L157 234V230L151 228ZM105 241L109 243L107 253L101 257H98L96 259L92 260V264H113V252L115 250V246L113 244V238L111 235L105 236ZM176 241V240H174ZM197 238L190 234L187 237L184 238L183 241H181L178 245V248L185 251H193L196 246ZM252 245L257 250H263L264 249V239H252L251 240ZM28 246L35 249V246L28 242Z\"/></svg>",
  "mask_w": 264,
  "mask_h": 264
}]
</instances>
